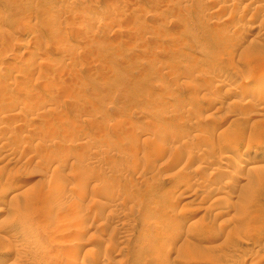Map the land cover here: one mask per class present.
<instances>
[{
	"label": "rangeland",
	"instance_id": "374dc122",
	"mask_svg": "<svg viewBox=\"0 0 264 264\" xmlns=\"http://www.w3.org/2000/svg\"><path fill=\"white\" fill-rule=\"evenodd\" d=\"M0 186V264H264V0H0Z\"/></svg>",
	"mask_w": 264,
	"mask_h": 264
},
{
	"label": "bare ground",
	"instance_id": "6f19581e",
	"mask_svg": "<svg viewBox=\"0 0 264 264\" xmlns=\"http://www.w3.org/2000/svg\"><path fill=\"white\" fill-rule=\"evenodd\" d=\"M228 144V143H227ZM229 144H230V142H229ZM228 149V148H227ZM233 150V149H232ZM250 151H253V147H252V145L251 144H248L246 147H245V149L243 150V152L242 153H246V152H250ZM237 152V151H236ZM241 152H238V153H241ZM238 153H235V154H231V155H229L235 162H237L236 160H238V156H239V154ZM247 154V153H246ZM245 158V157H244ZM243 158V159H244ZM241 164V165H240ZM240 165V166H239ZM239 168H244V167H247L248 169H252V168H254L255 166L254 165H252V164H248V163H246V162H240L239 163ZM240 170V169H239ZM1 187V186H0ZM217 191V190H216ZM218 198V197H217ZM221 198V197H220ZM12 203V202H11ZM88 207H92V208H94L93 207V204H89L88 205ZM4 209V208H3ZM3 210L2 209H0V213L2 212ZM12 213V212H11ZM1 215V214H0ZM14 215V214H13ZM16 216V215H15ZM2 218V217H1ZM7 218H8V220H7ZM11 218V220H9ZM13 218V219H12ZM4 219H5V217H4ZM3 220V219H2ZM1 220V221H2ZM6 220L7 221H3L2 223H1V225L2 224H4L5 223V225H9V224H11V222H14V217H6ZM16 221V220H15ZM4 225V226H5ZM7 225V226H8ZM12 226V228L11 229H14L15 228V230H18V229H16V227H17V224H16V222H14V223H12V225H10V227ZM3 228H5L6 229V227H3ZM4 229V231H8V230H5ZM1 230H3L2 229V227H1ZM16 233H18V232H16ZM13 235V234H12ZM17 235V234H16ZM17 237V236H16ZM0 238H1V236H0ZM4 239H2V241H3ZM11 242V241H10ZM13 242V241H12ZM14 244H12V246H13ZM17 246V245H16ZM18 247V246H17ZM16 249H18V248H16ZM15 249V250H16ZM110 255V254H109ZM108 255V257H106L105 259H107V260H104V261H106V263H113L114 261H115V259L113 258V257H110ZM105 257V256H104ZM18 259H19V257H18ZM103 259V258H102ZM92 260V258L90 259V261ZM96 260V259H95ZM18 261V260H17ZM17 261H11V262H9L8 264H16L15 262H17ZM86 261V260H85ZM88 262V261H87ZM92 262H93V260H92ZM74 263V262H73ZM77 263V262H76ZM85 263V262H84ZM90 263V262H89ZM75 264V263H74Z\"/></svg>",
	"mask_w": 264,
	"mask_h": 264
}]
</instances>
